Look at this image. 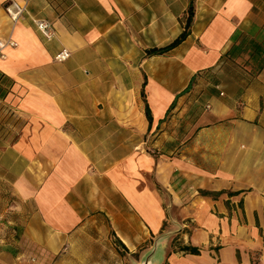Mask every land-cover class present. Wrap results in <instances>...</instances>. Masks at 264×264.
Segmentation results:
<instances>
[{"label": "crops", "instance_id": "0c3cea01", "mask_svg": "<svg viewBox=\"0 0 264 264\" xmlns=\"http://www.w3.org/2000/svg\"><path fill=\"white\" fill-rule=\"evenodd\" d=\"M192 4L186 41L148 55ZM240 37L264 45V0H0V40L17 44L0 57V264L155 249L152 264H264V66L228 57Z\"/></svg>", "mask_w": 264, "mask_h": 264}, {"label": "trees", "instance_id": "16d2710c", "mask_svg": "<svg viewBox=\"0 0 264 264\" xmlns=\"http://www.w3.org/2000/svg\"><path fill=\"white\" fill-rule=\"evenodd\" d=\"M195 16V9L193 4L189 7L186 20L184 22V31L182 34L170 45H168L165 48L161 49H151L148 51V55L150 56H158V55H165L169 53L170 51L174 50L178 46H180L191 34V28L193 24ZM243 54H250L252 59H256L260 62V59H263V63L261 67L264 66V45L259 43L257 40L249 37H240V39L233 45L231 51L228 53V57L230 59L238 58ZM13 84V83H12ZM10 81L7 77H5L3 74L0 73V100L6 98L7 93L10 90V87L12 86ZM147 117L149 121H152L151 111L149 107H147ZM204 196L211 195L208 192H202ZM215 196H219L221 194H213ZM230 196H237L238 194L230 193ZM181 251L186 254H192V255H200V251L197 248H194L192 246H183L181 248Z\"/></svg>", "mask_w": 264, "mask_h": 264}, {"label": "built area", "instance_id": "2783aa9c", "mask_svg": "<svg viewBox=\"0 0 264 264\" xmlns=\"http://www.w3.org/2000/svg\"><path fill=\"white\" fill-rule=\"evenodd\" d=\"M25 11H26V6H22L16 3H12L6 7V12L13 22H17L21 18V16L24 14ZM36 26H37V29L42 33V35L47 40L50 41L53 39L54 33L52 31V26L50 23H48L47 21H39L36 23ZM8 45L12 47L17 46V44L13 41L4 42L0 40V57L1 58H5L4 50L6 49ZM70 57H71L70 51L67 49H64L55 56V61L58 63H64L68 61Z\"/></svg>", "mask_w": 264, "mask_h": 264}, {"label": "water", "instance_id": "95a60500", "mask_svg": "<svg viewBox=\"0 0 264 264\" xmlns=\"http://www.w3.org/2000/svg\"><path fill=\"white\" fill-rule=\"evenodd\" d=\"M155 251H156V249H155V250L149 255L148 258H146V259L142 262V264H152L153 258H154V256H155Z\"/></svg>", "mask_w": 264, "mask_h": 264}, {"label": "rangeland", "instance_id": "374dc122", "mask_svg": "<svg viewBox=\"0 0 264 264\" xmlns=\"http://www.w3.org/2000/svg\"><path fill=\"white\" fill-rule=\"evenodd\" d=\"M9 121H10V123H12L13 125H17V124H16L17 119L15 118V115L12 114L11 112H10V114H9ZM10 126H12V125H10ZM14 127H15V126H14Z\"/></svg>", "mask_w": 264, "mask_h": 264}]
</instances>
